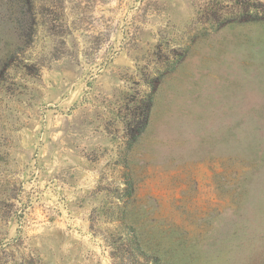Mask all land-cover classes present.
Segmentation results:
<instances>
[{
	"label": "rangeland",
	"instance_id": "1",
	"mask_svg": "<svg viewBox=\"0 0 264 264\" xmlns=\"http://www.w3.org/2000/svg\"><path fill=\"white\" fill-rule=\"evenodd\" d=\"M0 264H264V0H0Z\"/></svg>",
	"mask_w": 264,
	"mask_h": 264
}]
</instances>
